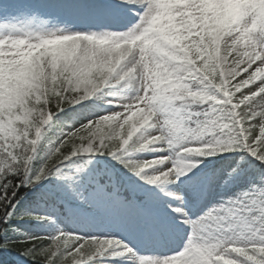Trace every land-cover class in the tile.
<instances>
[{
	"label": "snow or ice",
	"instance_id": "obj_1",
	"mask_svg": "<svg viewBox=\"0 0 264 264\" xmlns=\"http://www.w3.org/2000/svg\"><path fill=\"white\" fill-rule=\"evenodd\" d=\"M7 250L264 264V0H0Z\"/></svg>",
	"mask_w": 264,
	"mask_h": 264
},
{
	"label": "trees",
	"instance_id": "obj_2",
	"mask_svg": "<svg viewBox=\"0 0 264 264\" xmlns=\"http://www.w3.org/2000/svg\"><path fill=\"white\" fill-rule=\"evenodd\" d=\"M8 256L14 261L12 262L11 260V263L12 264H21L17 259H16V256H19L22 260H24L26 262V264H35V262L33 261H30V260H27V258L25 257H22L20 256L17 252H15L14 250H9V252L7 253Z\"/></svg>",
	"mask_w": 264,
	"mask_h": 264
},
{
	"label": "rangeland",
	"instance_id": "obj_3",
	"mask_svg": "<svg viewBox=\"0 0 264 264\" xmlns=\"http://www.w3.org/2000/svg\"><path fill=\"white\" fill-rule=\"evenodd\" d=\"M145 248L147 247V246H144ZM152 250H155V249H152Z\"/></svg>",
	"mask_w": 264,
	"mask_h": 264
}]
</instances>
